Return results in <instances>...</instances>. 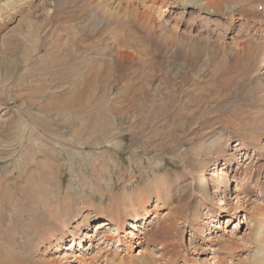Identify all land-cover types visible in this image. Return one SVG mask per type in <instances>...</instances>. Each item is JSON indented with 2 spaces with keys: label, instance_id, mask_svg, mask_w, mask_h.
I'll return each instance as SVG.
<instances>
[{
  "label": "rangeland",
  "instance_id": "1",
  "mask_svg": "<svg viewBox=\"0 0 264 264\" xmlns=\"http://www.w3.org/2000/svg\"><path fill=\"white\" fill-rule=\"evenodd\" d=\"M19 1L0 0V174L13 201L0 264H80L71 253L82 264H253L254 235L264 236V0H200L206 12L180 0H86L133 15L94 7L69 27L83 0ZM246 42L250 56L239 54ZM96 45L104 60L89 55L94 73L82 81L73 51ZM175 95L188 104L180 114L154 109ZM201 95L212 113L189 126L179 117L203 113L192 103ZM164 178L169 202L157 199ZM114 218L120 229L98 228ZM73 237L76 250H65Z\"/></svg>",
  "mask_w": 264,
  "mask_h": 264
},
{
  "label": "bare ground",
  "instance_id": "2",
  "mask_svg": "<svg viewBox=\"0 0 264 264\" xmlns=\"http://www.w3.org/2000/svg\"><path fill=\"white\" fill-rule=\"evenodd\" d=\"M7 1V0H6ZM148 1H151V0H148ZM162 1V3H161V6L162 5H165V2L167 1V0H161ZM168 1H170V0H168ZM190 1V2H189ZM18 2H20L19 0H16V3H18ZM152 5L154 6H152L153 8H156V0H152ZM180 3H182V6L186 9V8H190V4H192V6H193V8H199L200 9V11H203V10H205V5H204V3H203V1L202 2H200V0H180ZM79 4V7L81 8L80 10H78L77 12H76V18H75V20H73V21H70V22H64L65 23V25L67 26V27H69L71 24H74L75 22H77V20H79V18L82 16V15H84V13L86 12V11H88V10H93V8L94 7H96V9H94V11L96 10V12H98V13H102V15L103 16H107L108 18H110L111 17V19L113 20V18H119L120 20H122V19H129L133 14H132V10H131V8L130 7H126V8H124V10H123V13L120 15L118 12H110V10L107 8V4L105 3V2H87L86 0H83L82 2H80V3H78ZM216 8H217V10H219V11H223V9L225 8V10H227V11H234L235 9H233V5H230V4H228L226 1H218L217 3H216ZM203 12H206V11H203ZM211 12H214V11H211ZM146 17H144V19H145V21L150 25L151 24V19H152V21H153V15L151 16V14H147V15H145ZM122 18V19H121ZM133 18V17H132ZM151 18V19H150ZM110 19V20H111ZM35 20L33 19V18H30L29 19V23H28V26H27V28H29V29H32L33 31L35 30L36 31V29H38V27H37V25L35 26ZM110 22V21H109ZM111 23H112V21H111ZM261 23V22H260ZM109 24V23H108ZM59 26H61V25H59V24H52V23H48V25L45 27L46 29H48L49 30V32L50 31H55L56 29H53V28H55V27H59ZM121 26V25H120ZM36 27V28H35ZM107 28V27H106ZM59 29H62V26L59 28ZM38 31V30H37ZM84 31H86V32H84ZM94 31V30H93ZM92 30H90L89 28H87V30H82V32L84 33V36H83V39L85 40V41H89V40H91V38H92V32H93ZM114 33V32H113ZM110 39V38H109ZM252 45V44H251ZM251 45L249 44V43H243V44H241L240 45V50H241V52L239 53V54H246L247 53V55H252V49L250 48L251 47ZM108 46V45H107ZM87 51H86V53H80V52H78V51H75V49H74V56L71 58V60H70V62H69V64H71V63H73L76 67H77V70L74 72V74L76 75V77L78 78V79H80V80H82V81H84V79L86 80V78H87V67L89 68V71L90 72H92L93 71V73H94V68L95 67H92L91 66V58L92 57H94V56H92L93 54L95 55V56H98V58H95L98 62H99V64L101 63V61H103L104 59H103V57H104V55L106 54V52L103 50V48L100 46V45H96V46H94V47H91V48H85ZM104 49H105V47H104ZM107 49V48H106ZM108 51V50H107ZM257 53H258V50H257ZM39 54H40V52H39ZM194 54V53H193ZM89 55L91 56V58L89 57ZM118 56H120V58H125V55L123 54V53H121V54H118ZM259 58H260V56H259ZM247 59V58H246ZM253 59V58H252ZM76 60V61H75ZM93 61V60H92ZM147 72H150V70H148ZM143 75V74H142ZM92 77H93V75H92ZM148 81V80H147ZM147 81H146V83H147ZM182 87H183V85H182ZM173 88V87H172ZM177 93V92H176ZM179 95V94H178ZM180 96H177L176 97V95H175V100L173 101V103L175 104H173V103H170V102H165V103H160V105H157V104H154L153 106H154V109L155 110H159V111H162V112H167L168 110H169V108H171L172 106H174V107H177V110H180L179 111V114H180V112L182 111L181 110V108H187V106H188V104L184 101H177V99L176 98H179ZM167 100L169 101V97H167ZM192 103H193V106H195V107H197L199 110H201L203 113H200L199 114V116L198 117H196V116H194V115H185V116H182V117H179V119L182 121L183 119H186V121H188L189 122V126L191 125V124H194V123H196V122H198V120H200V119H204L205 120V122L206 121H208V119H206V117H205V114L204 113H206V112H209L210 114L212 113V110L213 109H210L209 107H211L212 106V102L209 104V102H207V99L203 96V95H201L197 100H195V99H193L192 100ZM165 110V111H164ZM205 122H203V123H205ZM202 124V123H201ZM187 129V128H186ZM206 143V142H205ZM208 146V145H207ZM206 145H204V144H202L201 145V148H205V147H207ZM5 148V147H4ZM5 150V149H4ZM3 151V150H2ZM203 152L200 150V149H196V151H195V153H194V158L197 160V162H198V164H199V166L200 167H203L202 165H203V158H204V155L202 154ZM208 155V154H207ZM3 167V166H2ZM2 167H0L1 169H0V173L1 172H3L2 171ZM200 169V168H199ZM10 174H0V192H3L4 190H6V194H4L3 196H1V194H0V224L2 223V221H3V214H2V212L4 211V212H6L5 210L7 209V210H9V208H7V206H9L10 204H13V201H12V203L10 202V204L8 205L7 204V202H9L8 201V199H11L10 198V196H9V192L12 190V185H11V183L10 182H8V180H7V178H8V176H9ZM226 176V175H225ZM166 179L167 178H164L163 179V181H161L160 182V185H163V187L161 188V186L159 185L158 187H157V199H164L165 201H168V199L167 198H169V201H171V199H173V197H172V195H171V193H170V189L169 188H165L166 186ZM197 179V178H196ZM168 180V179H167ZM170 185V184H169ZM197 188V187H196ZM197 190L200 192V193H202V189L199 187V188H197ZM167 196H166V195ZM148 197V196H147ZM146 197V198H147ZM203 197H205V194L203 193L202 194V198H201V200H203ZM15 200V199H14ZM146 200L148 201V199H143L142 201V205L141 206H144L145 205V202H146ZM168 201V202H169ZM15 203L17 202V200L16 201H14ZM14 203V206L17 204H15ZM201 203V202H200ZM218 204H220V202L218 203ZM10 207V206H9ZM112 210V209H111ZM16 211V210H15ZM174 211V215H177L178 217H180L181 216V209H176V210H173ZM8 215V214H7ZM143 217V216H142ZM259 217H261V221H262V218H263V221H264V210L262 211V213L261 214H259ZM2 220V221H1ZM141 220V219H140ZM14 222V221H13ZM41 222H44V220H42ZM84 222H87V218L86 219H84ZM114 222H115V224H116V226H117V229L120 227H118V225H119V222H118V220H116L115 218L114 219H112L111 220V222L109 221V222H107V223H105V224H102V225H99V227L98 228H105V227H107L108 225H111V224H114ZM13 224H15V222L13 223ZM165 224H166V222H165ZM261 224V223H260ZM122 225V224H121ZM125 225V224H124ZM139 227L140 225L139 224H137L136 223V225L133 223L132 225H131V227H129V228H133L134 230H135V228H137V227ZM1 227H2V225H1ZM179 227V226H178ZM263 227V228H262ZM262 229L264 230V224L262 223ZM15 228V227H14ZM14 228L12 229V230H14ZM140 228V227H139ZM116 229V230H117ZM120 229V228H119ZM176 230V227H174L173 226V224L171 225V226H165L164 227V229L163 230H166L167 232H171V230ZM178 229V228H177ZM162 230V231H163ZM260 230V229H259ZM262 231V230H261ZM32 232H33V230H32ZM43 230H41V236L44 238V236H43ZM164 232V231H163ZM27 234V233H26ZM28 234H30V233H28ZM35 233H33L32 234V236L34 235ZM39 234V235H40ZM62 236H64V234L62 235ZM61 236V237H62ZM167 236V235H166ZM257 236L258 235H254V243H256V250L257 251H255L254 252V255H253V264H264V236L263 235H260L258 238H257ZM30 237V236H29ZM110 237V236H109ZM109 237H106L105 236V240L107 241V242H111V243H117V244H119L118 246H120L121 245V241L120 240H113L112 238H109ZM31 238V237H30ZM104 238V237H103ZM32 239V238H31ZM113 241V242H112ZM79 243V246L81 245V241H79L78 242ZM28 244H29V242H28ZM104 244V243H103ZM112 245V244H111ZM255 245V244H254ZM59 246V245H58ZM64 247V246H63ZM65 248V250H67V251H71V250H76V248H77V244H76V239H75V237H73V240H72V242H71V247H69V248H67L66 249V247H64ZM119 250H120V247H119ZM263 250V251H262ZM259 252H261L262 253V255H261V257L260 256H258V254H259ZM72 254V255H71ZM71 254H69V255H66L67 256V258L68 259H70V258H72L71 260H70V262H72V260L73 259H75V261L76 260H79V262H81L80 264H82V262L84 261V260H80V259H78V255H76V254H74V253H71ZM170 254V253H169ZM108 255V254H107ZM68 256H70V257H68ZM150 258V257H149ZM149 258L147 259L146 257H141V258H139L138 259V262L136 263V264H152V262H151V260H149ZM69 261V260H68ZM67 261V262H68ZM118 261V260H117ZM116 261V262H117ZM122 261H123V259H121L120 260V262L122 263ZM115 262V260H114V263H116ZM120 263V264H121ZM132 262H130V264H131ZM118 264V263H117ZM129 264V263H128ZM218 264V263H217Z\"/></svg>",
  "mask_w": 264,
  "mask_h": 264
}]
</instances>
